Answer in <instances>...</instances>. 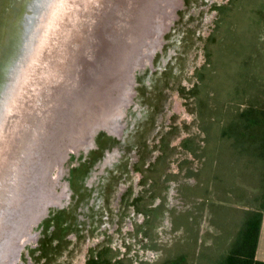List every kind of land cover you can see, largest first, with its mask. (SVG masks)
Wrapping results in <instances>:
<instances>
[{
    "label": "rangeland",
    "instance_id": "rangeland-1",
    "mask_svg": "<svg viewBox=\"0 0 264 264\" xmlns=\"http://www.w3.org/2000/svg\"><path fill=\"white\" fill-rule=\"evenodd\" d=\"M157 6L160 43L133 71L115 112L118 130L105 121L90 145L68 149L49 169L50 198H64L19 234L11 264H87L93 255L114 264H168L185 255L196 264L201 250L215 257L226 248V210L254 201V181L239 178L251 175L241 165L246 158L229 138H214L219 111L231 105L218 99L234 94L227 89L242 78L247 57L248 93L236 109L257 106L249 132L264 137V0Z\"/></svg>",
    "mask_w": 264,
    "mask_h": 264
},
{
    "label": "water",
    "instance_id": "water-1",
    "mask_svg": "<svg viewBox=\"0 0 264 264\" xmlns=\"http://www.w3.org/2000/svg\"><path fill=\"white\" fill-rule=\"evenodd\" d=\"M130 1L0 0L1 246L26 206L46 137L69 102L93 90L88 83L97 68L111 61L115 46L107 41L118 35Z\"/></svg>",
    "mask_w": 264,
    "mask_h": 264
},
{
    "label": "bare ground",
    "instance_id": "bare-ground-1",
    "mask_svg": "<svg viewBox=\"0 0 264 264\" xmlns=\"http://www.w3.org/2000/svg\"><path fill=\"white\" fill-rule=\"evenodd\" d=\"M157 1H130L132 6L129 4V8L125 9L120 31L119 26L116 28L118 35L115 37L114 33L111 34L107 41L115 46L110 51L112 59L111 61L108 59V66L105 70L97 68V73L95 72L96 74L91 77L88 83L90 87H93V90L81 102L80 100L69 102L65 111L66 114L64 113L59 117L54 129L46 137L41 157L32 174V180L30 183L28 182L29 188L26 190L27 196L24 199L26 206L22 205L23 210L14 215V218L17 217L16 223L9 228L7 242L2 246L0 245V264H11L16 253L14 239L24 232L25 224L29 221L32 224L39 221L44 217L48 205L62 202L63 193H57L56 198H50L52 194L51 184L53 183L47 174L49 169L63 161L68 149L75 150V147L82 145L84 141H87L85 142L87 146L90 145L93 140V133L98 128L104 127L105 121L108 120V124L113 130H118V119L115 120L117 115L115 112L122 107L124 95L131 85L133 71L137 66L138 68L142 67L141 65L145 66L148 61L147 59L145 62V57L149 48L153 53L160 43L156 36V28L158 31L162 27L159 22H156V18L160 17ZM153 12H157L156 18H153ZM113 37L114 40H112ZM109 56L108 53L107 58H110ZM97 83L99 84L96 86Z\"/></svg>",
    "mask_w": 264,
    "mask_h": 264
},
{
    "label": "trees",
    "instance_id": "trees-1",
    "mask_svg": "<svg viewBox=\"0 0 264 264\" xmlns=\"http://www.w3.org/2000/svg\"><path fill=\"white\" fill-rule=\"evenodd\" d=\"M262 9H260L258 12L261 14ZM254 18V16H253ZM261 19V18H260ZM260 19H257V17L252 20V22H261ZM210 51V50H209ZM243 65L242 62H239V74L242 76L241 79L234 85L227 89V91L231 90L234 92V94L229 98L228 100L224 99V96L221 94V97L218 99L220 101L219 104L229 106L230 108L228 110H220L219 111V119L217 121V128L220 127L219 133L217 136H215V140L218 138H229V144L228 146L231 150L237 148V152H240L241 157L251 160L252 158H257L258 160H263L264 162V137L261 139L258 137H255V133L249 132V128H251L250 120H251V113L254 110V108L257 106H251L245 111L244 113L236 112L238 111L236 109L237 105H240L245 100V95L248 93V84L249 82V60L247 58H243ZM243 66V67H241ZM248 66V70H247ZM238 94V96H237ZM231 110H233L234 115H231ZM222 118H225V123H223ZM253 119H258V116H253ZM221 122V123H220ZM219 125V126H218ZM214 127H216V124H214ZM216 129V128H215ZM246 131L247 135H250V140H247V136H243L244 132ZM252 136V138H251ZM239 148V149H238ZM216 148H214L215 150ZM245 154V156H243ZM239 155V156H240ZM215 157V156H214ZM214 161L212 162L213 165L216 164V157L213 158ZM237 159V158H236ZM249 165H247L248 167ZM261 170V167H260ZM259 231H260V221L257 222L254 219L248 221L246 223V228H243L240 230V243L235 244L231 249H228L227 253L223 254L221 253L219 256L212 257L210 254L212 252L209 251V249L205 248L202 251V255L204 258L200 259V262L196 264H264V262L256 260V248L258 243V237H259ZM214 256V255H213ZM202 257V256H200ZM87 264H114L111 260H108L107 256H92ZM168 264H191L188 263L186 260L185 255H180L174 260H169Z\"/></svg>",
    "mask_w": 264,
    "mask_h": 264
},
{
    "label": "crops",
    "instance_id": "crops-1",
    "mask_svg": "<svg viewBox=\"0 0 264 264\" xmlns=\"http://www.w3.org/2000/svg\"><path fill=\"white\" fill-rule=\"evenodd\" d=\"M231 115H234L233 110L230 111ZM240 112V111H236ZM221 123V122H220ZM246 157V160L241 163V165H249L246 167L245 171L247 173H251L250 176H245L241 174L243 180H252L254 181L255 186V196L254 201L250 203V205L245 207H238L237 209L233 210H226L227 213H231L232 217L227 216L225 217L224 224L228 225L229 227V235H227L225 243L226 248H224L223 254L227 253L228 249H231L235 244L240 243L241 239L240 230L246 228V223L252 219L255 221H260V231L258 237V243L256 248V260L264 262V162L263 160H258L257 158H252L251 160ZM261 167V170H260ZM243 171V170H241ZM245 174V172H243ZM238 179V177H237ZM241 179V180H242ZM262 191V199L259 197L258 191Z\"/></svg>",
    "mask_w": 264,
    "mask_h": 264
}]
</instances>
